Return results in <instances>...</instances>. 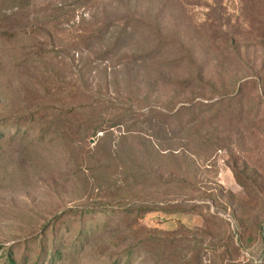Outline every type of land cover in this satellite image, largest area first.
<instances>
[{
	"label": "rangeland",
	"instance_id": "rangeland-1",
	"mask_svg": "<svg viewBox=\"0 0 264 264\" xmlns=\"http://www.w3.org/2000/svg\"><path fill=\"white\" fill-rule=\"evenodd\" d=\"M84 101L117 125L85 134ZM187 101L178 155L122 137ZM263 254L264 0H0V264Z\"/></svg>",
	"mask_w": 264,
	"mask_h": 264
},
{
	"label": "trees",
	"instance_id": "trees-1",
	"mask_svg": "<svg viewBox=\"0 0 264 264\" xmlns=\"http://www.w3.org/2000/svg\"><path fill=\"white\" fill-rule=\"evenodd\" d=\"M112 45H113L112 51H115L116 53L120 51L122 47L126 45V43L114 42L112 43ZM146 46H147V52L144 53V50H142L141 48L135 49V50H139L138 51L139 55L129 56V58H131V62L134 63L133 66L136 65L138 67H141V65L144 64V62H147L148 65H151L155 63L156 61L160 60V59L156 60L157 55L163 49L164 45L154 44V43L151 45H146L144 43L141 44L142 48H145ZM141 52L142 54H140ZM188 58L190 59V63H192L193 60L190 57ZM184 59H187V57L177 60V61H173V62H175V64L181 63L185 61ZM201 77H202V71H199V73H197L195 77H191V76L186 77L183 80L184 81L183 84L186 85L185 86L186 88H189L191 85H193V83L202 81ZM197 90H198V93L204 91L203 88H200V89L197 88ZM98 104L99 103H97V101H87V102L84 101L80 103V109H83L82 112L85 115V120L82 122L80 127H81V130H83L85 134L90 135V137H95L98 134L102 136L106 134L107 132H109L108 130H110L111 128H114L117 125L116 123H112L111 125H109L110 122H113L112 120H107V121L100 120L98 112H96ZM194 105L195 104H193L192 101H187L186 105L180 106L177 110L171 111V113L169 114H162L159 120L158 126L157 125L154 126L155 128L159 127V131H157L154 134L143 133V132L135 130V127L130 126L126 131H124V135L122 137L129 138L131 136L142 135V136H145V139L147 140L146 141L147 145L152 150L157 151V153L166 155L164 157H167V156L172 157L174 155H178L179 152H177V149L175 147H172L173 146L172 144L173 143L175 144V141L180 139V134L177 132L178 127L173 129V126H174V123H176L177 125L179 124L176 117L179 118L178 116H180L183 113V111H190V109ZM184 113H187V112H184ZM189 125H190L189 123L186 124L187 127ZM152 202L154 203V201ZM145 208L147 211H151V210H155V208H158V207L154 205H151V206L146 205ZM10 263H12V261L8 260L7 264H10ZM262 264H264V258L262 260Z\"/></svg>",
	"mask_w": 264,
	"mask_h": 264
},
{
	"label": "water",
	"instance_id": "water-1",
	"mask_svg": "<svg viewBox=\"0 0 264 264\" xmlns=\"http://www.w3.org/2000/svg\"><path fill=\"white\" fill-rule=\"evenodd\" d=\"M263 258H264V254H263L262 257H261V260H263Z\"/></svg>",
	"mask_w": 264,
	"mask_h": 264
}]
</instances>
